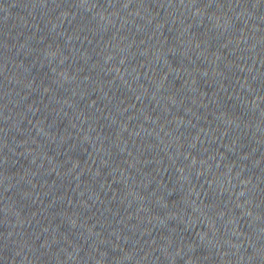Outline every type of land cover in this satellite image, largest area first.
Masks as SVG:
<instances>
[{
  "label": "water",
  "instance_id": "95a60500",
  "mask_svg": "<svg viewBox=\"0 0 264 264\" xmlns=\"http://www.w3.org/2000/svg\"><path fill=\"white\" fill-rule=\"evenodd\" d=\"M257 58L264 93V0H250Z\"/></svg>",
  "mask_w": 264,
  "mask_h": 264
}]
</instances>
